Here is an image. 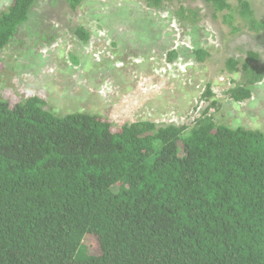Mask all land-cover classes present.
Wrapping results in <instances>:
<instances>
[{
  "label": "trees",
  "instance_id": "obj_1",
  "mask_svg": "<svg viewBox=\"0 0 264 264\" xmlns=\"http://www.w3.org/2000/svg\"><path fill=\"white\" fill-rule=\"evenodd\" d=\"M36 2L0 11V50ZM205 2L232 34L264 35L249 0ZM76 34L90 38L83 26ZM224 71L239 74L226 93L244 102L264 80L262 55L229 57ZM203 99L192 124L120 126L97 112L59 114L38 95L0 99V264H264V130L217 123L211 82Z\"/></svg>",
  "mask_w": 264,
  "mask_h": 264
},
{
  "label": "rangeland",
  "instance_id": "obj_2",
  "mask_svg": "<svg viewBox=\"0 0 264 264\" xmlns=\"http://www.w3.org/2000/svg\"><path fill=\"white\" fill-rule=\"evenodd\" d=\"M11 1L0 0V11ZM249 1L264 17V0ZM180 6L197 11L196 21H181ZM80 26L89 40L77 36ZM198 48L210 53L206 61L197 60ZM248 50L260 52L264 62V35L232 34L205 0L167 1L161 9L143 0H83L77 9L67 0H37L0 50V99L14 104L38 95L59 114L97 112L116 126L192 124L211 82L218 107L210 114L217 123L264 130V80L244 102L226 93L239 74L224 71L225 61Z\"/></svg>",
  "mask_w": 264,
  "mask_h": 264
}]
</instances>
